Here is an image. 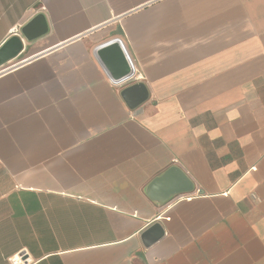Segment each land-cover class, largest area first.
<instances>
[{"label":"crops","instance_id":"obj_1","mask_svg":"<svg viewBox=\"0 0 264 264\" xmlns=\"http://www.w3.org/2000/svg\"><path fill=\"white\" fill-rule=\"evenodd\" d=\"M14 36L0 264H264V0H0V49ZM113 39L134 68L119 84L96 55ZM136 82L148 99L130 110ZM172 166L194 190L158 204L147 187Z\"/></svg>","mask_w":264,"mask_h":264},{"label":"water","instance_id":"obj_2","mask_svg":"<svg viewBox=\"0 0 264 264\" xmlns=\"http://www.w3.org/2000/svg\"><path fill=\"white\" fill-rule=\"evenodd\" d=\"M47 33V24L43 14L39 13L20 29V36L31 42ZM20 36L11 37L0 49V64L15 56L22 50ZM96 55L102 63L107 76L115 84L132 78L134 68L119 39H113L98 47ZM120 96L130 110H134L148 99V91L142 82L125 86ZM194 185L180 168L170 167L147 187L148 197L158 204H163L178 195L190 194ZM164 231L159 223H154L142 234V243L149 247L163 237Z\"/></svg>","mask_w":264,"mask_h":264},{"label":"built area","instance_id":"obj_3","mask_svg":"<svg viewBox=\"0 0 264 264\" xmlns=\"http://www.w3.org/2000/svg\"><path fill=\"white\" fill-rule=\"evenodd\" d=\"M26 261H27V259H23L22 256H14V257L9 259L10 264H24V263H26Z\"/></svg>","mask_w":264,"mask_h":264}]
</instances>
